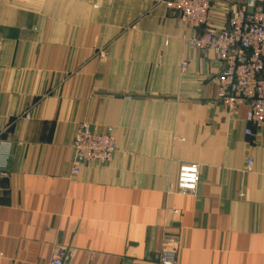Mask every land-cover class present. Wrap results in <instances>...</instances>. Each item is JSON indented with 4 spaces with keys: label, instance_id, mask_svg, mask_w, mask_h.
I'll use <instances>...</instances> for the list:
<instances>
[{
    "label": "crops",
    "instance_id": "1",
    "mask_svg": "<svg viewBox=\"0 0 264 264\" xmlns=\"http://www.w3.org/2000/svg\"><path fill=\"white\" fill-rule=\"evenodd\" d=\"M245 3L211 0V26ZM184 34L165 0H0V264H160L169 237L178 264H264V125L244 135ZM81 124L116 150L74 175Z\"/></svg>",
    "mask_w": 264,
    "mask_h": 264
},
{
    "label": "built area",
    "instance_id": "2",
    "mask_svg": "<svg viewBox=\"0 0 264 264\" xmlns=\"http://www.w3.org/2000/svg\"><path fill=\"white\" fill-rule=\"evenodd\" d=\"M185 28L182 37L186 47L209 52L222 65L221 73L212 79L217 86V100L233 114L247 107L244 135L254 136L264 125V0H246L244 7L232 15L225 26H211V0H165ZM187 63H183L185 71ZM29 120L30 115H24ZM74 160L72 174H78L85 163H107L116 150L113 130L100 132L89 125L78 126L72 142ZM253 159H248V169ZM2 156L0 154V167ZM200 166L185 164L179 169L177 193L197 191ZM177 244L169 237L159 256L160 264H178ZM66 250L55 247L49 264H65Z\"/></svg>",
    "mask_w": 264,
    "mask_h": 264
}]
</instances>
